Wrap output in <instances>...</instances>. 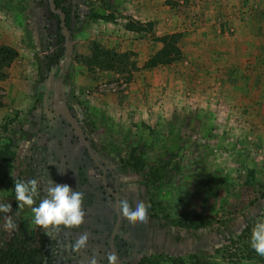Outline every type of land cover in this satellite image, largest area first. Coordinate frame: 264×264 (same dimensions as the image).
<instances>
[{
	"label": "rangeland",
	"instance_id": "obj_1",
	"mask_svg": "<svg viewBox=\"0 0 264 264\" xmlns=\"http://www.w3.org/2000/svg\"><path fill=\"white\" fill-rule=\"evenodd\" d=\"M0 138V244L41 264H262L231 240L264 213V0H0ZM33 178L84 192V223L34 225L14 192Z\"/></svg>",
	"mask_w": 264,
	"mask_h": 264
},
{
	"label": "clouds",
	"instance_id": "obj_2",
	"mask_svg": "<svg viewBox=\"0 0 264 264\" xmlns=\"http://www.w3.org/2000/svg\"><path fill=\"white\" fill-rule=\"evenodd\" d=\"M60 174H64L60 171ZM15 200L18 203V209L22 210L25 206L30 208L32 213V223L45 230V234L50 236L49 230L59 234L61 226L66 229L79 228L85 221L86 210L83 207L85 193L79 190H73L67 183L52 184L47 188V197L41 196V189L37 179L14 181ZM39 200V204L36 201ZM120 214L128 221L146 222L150 205L142 199H135L130 202L127 197L121 198L118 202ZM0 213H12L11 203L0 202ZM6 215L5 227L9 231L15 230L18 225L14 216ZM88 241V234L81 235L71 248L65 247V251L76 253L85 248ZM251 248L259 255L264 256V219L255 223L250 240ZM108 264H117V255L114 252L107 254ZM90 264H97L93 257Z\"/></svg>",
	"mask_w": 264,
	"mask_h": 264
},
{
	"label": "trees",
	"instance_id": "obj_3",
	"mask_svg": "<svg viewBox=\"0 0 264 264\" xmlns=\"http://www.w3.org/2000/svg\"><path fill=\"white\" fill-rule=\"evenodd\" d=\"M174 34L170 37L165 36L162 38L164 42V48L162 53L164 54L165 61L170 62L172 59L167 58L173 49L171 46ZM176 49V48H175ZM179 53V49L177 48ZM13 146V139H9V142L2 143L0 138V163L7 161L11 157ZM264 219V213L260 215L259 220ZM256 221V222H258ZM248 224L242 231V234L238 239L231 240V243H245V241L251 240V233L255 223ZM240 247V246H239ZM246 249V258H259L260 262L264 264V259L262 256H259L252 248L250 243L242 245ZM239 249V248H238ZM176 260V259H174ZM0 264H41L39 256L29 248H27L24 239L18 232L13 233V235L5 242L0 244ZM212 264V263H211Z\"/></svg>",
	"mask_w": 264,
	"mask_h": 264
},
{
	"label": "crops",
	"instance_id": "obj_4",
	"mask_svg": "<svg viewBox=\"0 0 264 264\" xmlns=\"http://www.w3.org/2000/svg\"><path fill=\"white\" fill-rule=\"evenodd\" d=\"M153 223H155L154 222V218H152L150 216H148V220L146 222H143V224H145V226H146V235H147L146 239L148 241H152L153 240V236L155 234V232L153 234V227H154Z\"/></svg>",
	"mask_w": 264,
	"mask_h": 264
}]
</instances>
